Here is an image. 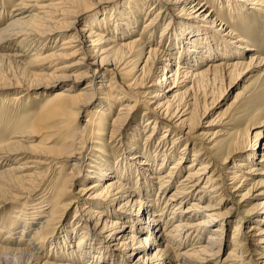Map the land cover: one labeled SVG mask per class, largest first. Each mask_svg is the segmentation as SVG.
Instances as JSON below:
<instances>
[{
	"label": "bare ground",
	"instance_id": "obj_1",
	"mask_svg": "<svg viewBox=\"0 0 264 264\" xmlns=\"http://www.w3.org/2000/svg\"><path fill=\"white\" fill-rule=\"evenodd\" d=\"M116 1L18 0L7 11L0 0V50L17 48L0 55L12 73L0 78V88L19 89L11 93V103L22 110L30 90L48 93L40 112L18 117L13 128L0 127L6 131L0 140V210L14 204L11 213L0 215V254L12 264H130L135 256L136 262L166 264L169 255L173 264H264V199L254 204L259 211H241L231 235L225 233L234 210L245 207L248 198L264 196V169L257 167L264 163V143L256 142L257 137L243 143L239 134L223 132L226 117L205 120L192 134L206 113L196 105L201 83L228 80L229 87L252 81L264 66L259 48L243 55L244 42L249 46L250 40L218 17V6L228 17L247 20L244 27L255 33L254 20H264L259 14H264V0ZM211 1L216 5L208 10ZM95 9L102 15L90 14ZM143 19L141 34L133 37ZM172 19L177 28L170 26ZM155 36L160 39L153 41ZM196 39L201 42L195 44ZM219 53L228 58L217 61ZM28 55L30 61L23 64ZM69 58L73 60L64 61ZM134 58L137 67L130 75L125 64ZM207 58L213 60L201 69ZM71 70L80 72L68 74ZM143 98L147 106L142 116L114 149L110 140ZM253 99L245 102L246 110ZM115 101L120 107L109 121ZM249 115L256 125H264V107ZM214 125L220 129L209 132ZM165 136L172 138L169 147ZM219 136L223 138L215 140ZM189 144L200 148L189 153ZM243 148L250 153L241 155ZM201 149H211L212 157H201ZM234 156L240 158L238 168L231 167L232 175L225 177L229 182L210 171L200 186L215 159L223 165ZM169 160L173 163L161 171ZM84 172L87 178L78 190L82 197L61 205ZM178 174L182 176L173 182ZM90 179L95 180L86 183ZM73 204L74 213L59 231L62 222L56 220ZM142 213L150 215L141 219ZM252 214L261 216L256 224L245 225ZM228 242L231 247L221 258ZM118 246L124 247V259L116 255ZM125 248L131 251L127 255ZM45 250L53 259L42 257Z\"/></svg>",
	"mask_w": 264,
	"mask_h": 264
},
{
	"label": "rangeland",
	"instance_id": "obj_2",
	"mask_svg": "<svg viewBox=\"0 0 264 264\" xmlns=\"http://www.w3.org/2000/svg\"><path fill=\"white\" fill-rule=\"evenodd\" d=\"M2 1H4L3 7L5 6V10L8 11L11 8V6L15 2H17L18 0H2ZM124 1L125 0H117L116 3L117 2L121 3V2H124ZM213 3H214V5H216L214 1L213 2L211 1L209 3V5H208V10L211 7H213ZM111 4L112 3H109L108 5H106L105 13H107V15H108V12H109V10H107V9H108V7L111 6ZM219 6H221V4ZM219 6H218V9L220 11L218 13V17H221L224 22H227V24H229V28L231 30H233V31L237 32L238 34H240L241 36H243L244 40H246V41L250 40V42H251V44L248 46V44H246V42L243 41L245 43L244 44L245 47L242 48V49H244L243 51L245 52L243 55L246 56V54H248V53H253L254 52L253 49H255V47L259 48L261 50V53L264 55V26L261 25V23H263L264 20H262V22L254 20L255 22H258V23L252 30L253 31H257V32L251 33V32H248L246 30V28L244 27L246 25L247 20H245V22H244V21H242V19H239V18L235 19L234 17H231V16L228 17L229 14L224 13L226 10L225 11L222 10L223 8H221ZM259 6L260 5H255V8H258V9L262 8V7H259ZM214 8H216V6H214ZM97 10L98 9H95L90 14H92V15L97 14V16L98 15H102V12H101L102 10H100L98 12H97ZM157 10H158V8H157ZM145 12H146V10H145ZM154 13H155V9H153L150 12V14H151L150 18L154 16ZM165 13L163 12L161 14V16L163 17V14H165ZM259 14L260 15H264L262 13H259ZM164 16H166V14ZM173 16L176 19H178L177 17H179L178 15H173ZM160 17L158 19L160 22L163 21V20H164V22L166 21V17H164L163 19L160 18ZM144 21H145V19H143V20H141L139 22V24L137 25L136 32L132 34L133 37H138L141 34L142 23ZM3 23H4V21H1L0 25L3 24ZM170 23H171L170 26H174V28L178 27V25L174 21V19H172L170 21ZM82 25H83V23L80 22L79 23V27H81ZM163 25H164V23H163ZM172 29H173V27H172ZM256 35L258 37L257 39H255ZM157 37L158 36H155L153 41H156ZM158 39H160V38L158 37ZM200 42H201L200 39H196L194 41L195 44H198ZM157 43L158 42H155V44H157ZM15 49H17V48L14 47L11 51L10 50H7V51H1L0 50V55L3 54V52H12ZM175 56H176V53H175ZM226 58H228V57H225L223 53H219L215 57V59L217 61L220 60L219 62L224 61ZM232 58H233V56L229 57L230 60ZM179 59H181V58H179ZM3 60H5V59H3L0 56V78L1 77L5 78V76H9V75L12 74L10 71H8V69H9V66H7L8 64H4L5 61H3ZM72 60H73V58H69V59H66L64 61L70 62ZM209 60H213V59H210V58L205 59V61L202 63L200 68L204 69L206 64H207V62ZM28 61H30L29 55L27 57L24 56L23 57V61H22L23 64H25ZM34 62L35 63H40V61H37V60H35ZM26 67L29 68V69L31 68V69L39 70V67H28V66H26ZM125 67H127V69L130 72V75H132V73L135 71V69L137 67L136 58L132 59L130 62L125 64ZM78 72H80V70H71V71L68 72V74L75 75ZM124 77L126 78V76H124ZM127 77H130V76L127 75ZM253 78H254V76H253ZM250 81L251 80H249L248 82H250ZM248 82L240 81L237 84H231L229 87H228V80H226L225 82L223 81L222 83L221 82H217V83H214V84L212 83V84H209V85L206 84V83H201L199 89L197 90V98H198V100L196 102V105H197V110L199 111V113H203V112H206V113H205V117L201 121V124H198L197 126L194 127V129L192 131V134L199 132L204 127V123H206L205 120H208V119H210L212 117L217 119V120L220 117L221 118L222 117H226V120H228V123H227V125L224 128H221L223 130V132H224V130H227L230 133L239 134L241 136V142H243V143L247 142L250 139H251L250 141L253 142L256 137L258 138V140L256 142H261V143L263 142L264 143V134H263L264 125L258 126V125H256L255 121H252L248 117V116H250L249 114L251 112H254L258 108L264 107V66H263V68L261 70V73H260L259 77L253 79L251 81V83L248 85V87L242 91V93L237 94L239 91H241L242 85H246ZM204 88H206V92L203 93V89ZM18 91H19V89H17V88H7V89L6 88H0V127L13 128L14 127V123H16L17 120H18V117L23 116L25 118L26 117L30 118V116H33L34 114H37L44 107L45 102L47 100V96H48L47 91H44V89H42V88L30 90L29 92H27V94H26L27 96L26 95L24 96L23 101H21V106H25L24 109L22 110L21 109L22 107H20L19 105H14V104L11 103V95H12L11 93H17ZM198 95H200V96L198 97ZM34 97H36L37 99H35ZM250 98H254V99H253V102L249 103V105H251L250 109L246 110L245 102L248 101ZM143 99H142L141 102L133 105L134 106V112L132 114V117L127 121L126 125H124V127L119 132L114 134L113 138L110 140V145L114 146V149L118 148L117 145H118V143L120 141V137L122 135H127L128 136V133L133 130L131 128V126L134 124V119H136L137 117L140 118L139 116H142L141 115V110H143L147 106V100L146 99L143 100ZM120 100H121L120 102L123 101V99H120ZM120 102L119 101H115V103H113L112 112L107 117V120L109 119V121H110L111 120L110 118H112L114 116V114L117 113L118 108L120 107ZM124 110L126 112L130 111V109H127V108H125ZM84 115L82 114L79 120H82L84 118ZM221 118H220V120H221ZM51 124L52 123H50V125ZM148 129H150V128L145 129V135L149 133ZM218 129H220V127L218 125H214V126H212V129H209V132H212V131L218 130ZM259 129H261L262 131L259 132ZM141 130H143V129H141ZM5 132L6 131H2V129H1V131H0V140L1 141L6 138V133ZM141 134L139 132V136ZM160 134L153 135L155 137V138H153V141L154 140L156 141L158 139V135H160ZM140 137H141L140 139H141L142 143L144 144V142H143L144 136L141 135ZM41 138H40V136L35 137L36 142H38V141L40 142ZM107 138H108V135L105 136V139H107ZM222 138H223V136H219L215 140H220ZM171 139L172 138L170 136L169 137L165 136V140H168L167 144H166L167 147H169ZM56 140H57V138H55V140L51 144H54V142ZM140 147H142V145ZM187 147H188L187 150H188L189 153H196L199 150V148H200L199 145H190V144ZM111 149H112V147H111ZM200 151L204 152V154L201 155V157H207V156L208 157H212L210 155L213 152L211 149H205V150L201 149ZM247 152L250 153V149L249 148H243L242 151H239V153L241 155H244ZM110 154L114 155V151H111ZM240 156L239 157L234 156V157H231V158L227 159V161L223 165H220L219 162H217L216 159L214 161L212 160L213 161L212 162V166L209 169H207L206 173L203 176V179L199 183L200 186L202 184H204L205 179H206L205 175H207L210 171L213 172L212 175L215 174V176H217V177H219L220 173H221V176H223L224 178L226 177V175L230 177L232 175V173H229L228 171L233 169L231 167H236V162L239 161L238 158H240ZM171 163H173V161L169 160L166 163V165H164V167L161 169V171H163V172L167 171L168 166L171 165ZM257 163H259V162H256V161L253 162L254 165H256ZM183 166H186V163H184ZM257 167L260 170H263L264 169V163H259V165ZM236 168H238V166ZM84 173L79 178V181L77 183H75V185L72 187V189L63 197V199H61V205L65 204V202L66 203H70L73 200H75L77 197H82V196H79L80 192H78V190L80 189L82 184H84V181L87 178L86 175L88 174V172H84ZM152 174L153 173H150V175H152ZM182 174L176 175L175 180L173 182H175L176 180L180 179ZM110 178L111 177L106 178L103 181V183L106 184L109 180H111ZM226 179H228V178H225V180ZM94 180L95 179H90V180L86 181V183L92 182ZM226 181L229 182V180H226ZM172 189H173V187L169 188L168 193L171 192ZM38 196L40 197V195H38ZM99 199L101 200V198H99ZM263 199H264V196L255 197V198H248V202H247L245 207L241 205L240 207L237 208V210H234L232 212V214H230L229 221H228V223L226 225V231H225L226 235L227 236L231 235L232 229H233V225L236 223L235 219L240 216L241 211H243L244 209H249V210L252 209L251 213H254L255 211H259V209H258L259 207L258 206L257 207L254 206V204L256 202L260 201V200H263ZM77 200H78V198H77ZM187 203L188 202L184 203L182 208H184L187 205ZM222 204L223 205L221 206L222 207L221 209L225 208L227 206L228 202H225V203H222ZM13 207H14V204H12V203L6 204V206L2 210H0V215H4V214H6L8 212L11 213ZM73 207H74V204L71 207L66 208L65 216L62 218V220L61 219L56 220L55 223H57V224L62 222V223H60L59 231L61 229V226L64 224V222L69 221V219L71 218V215L74 213V211L72 209ZM116 211H121V210L118 208V209H116ZM171 212H172V210H171ZM149 215H150V213H142L140 215V218L144 219L146 216H149ZM168 215H170L169 211L167 213V216ZM260 216H259V214H256V215L252 214L249 218H246V220H251V221L248 224H245V225L256 224L257 220L260 218ZM40 218L41 217L39 216L37 220H40ZM242 227L244 228V223H243ZM129 230L130 229H128L127 232H125V233H128ZM207 234H208V232H204L203 237L205 236V238H206ZM128 235L129 234H127L126 237ZM228 243H229V245L225 246V248H223V250L220 252V257L221 258H223L226 255L227 251L231 247L230 242H228ZM186 247H187V244H185L183 247H181L180 251L182 249L186 248ZM116 249H117L116 250V255H118L119 257L124 259L123 255H121V249H124V247L118 246V248H116ZM95 251H96V249H94L92 251V254H94ZM128 251L131 252L130 249L127 248L125 250V254L128 253ZM49 252L52 253V251H49ZM58 253H60V251ZM42 254H43L42 257L45 258V259H53L52 255H49V256L47 255L48 252L46 250L43 251ZM0 256L2 257V258L0 257V264H7L8 261H9L8 264H12V262L9 259L4 258V256H2L1 254H0ZM136 258H137V256L133 257L132 261H130V264H148V262H141L142 260L136 262ZM167 258L168 259L166 261V264H173L172 263V259L173 258L170 255ZM56 259L60 260V258H56ZM3 261H5V262H3ZM73 262L75 263V260H73Z\"/></svg>",
	"mask_w": 264,
	"mask_h": 264
}]
</instances>
